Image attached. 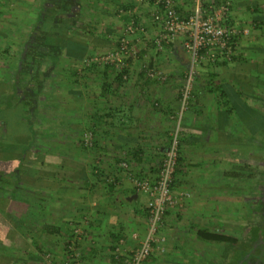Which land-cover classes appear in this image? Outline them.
Segmentation results:
<instances>
[{"label":"rangeland","instance_id":"1","mask_svg":"<svg viewBox=\"0 0 264 264\" xmlns=\"http://www.w3.org/2000/svg\"><path fill=\"white\" fill-rule=\"evenodd\" d=\"M136 1L139 3L138 0ZM24 2V0H0V110L4 109L6 103H9L8 101L11 99L12 101L23 103L30 122H34L36 131L41 133L37 136L36 144L26 153L27 158L30 159L39 154L44 156L45 162L56 161L60 164L61 160L59 157L63 154L74 153L78 155L81 197H83L84 201V198L88 199L86 193L89 186L85 180L89 179V174L93 176L96 170H109L105 163L110 162H106L109 155L102 152V149H104L103 142L105 132L107 130H95L93 126L88 125L90 112L87 104L90 100L89 95L92 94L93 96L95 93L99 92V89H104L105 85L108 83L105 81L102 85V79H100L99 82L98 79L96 81L93 79L89 81L88 74L96 73L102 77L103 72L106 70V66H112V64L105 63L102 58L117 49L118 38L121 34L125 33V24L122 21V17H114L113 20L115 22H112L111 19H105L107 21H105V27L115 30V37L113 38L114 45L104 52L88 54L83 51V45H86L95 34H103L101 32L99 33L95 28L92 30L96 22H94V18L88 17L92 11L90 12L87 6L89 5V8H91L97 3L95 4V2L92 1V4H88L87 1H82V5L85 7L83 9L81 7L79 11L76 9H68L65 11L68 12V14L64 13V16L58 15L61 12H53L52 14L54 15L52 17L45 18L44 15H39L40 12L32 11L34 9H39L38 0H30L25 4ZM205 2L209 1L196 0V4L204 9L207 16L211 17L219 7H213L211 4V6H207L208 8L204 7ZM139 4L144 5L145 3ZM25 5L31 7H25ZM76 5H74V8H77ZM132 5V17H134L137 23H142V18L138 14L140 13V5L137 4L136 6L135 3ZM242 10H244V8H242ZM244 11L245 14H240L242 17L241 20H237L234 17L231 25L240 30L235 55H238L239 48H241L239 46L242 45V42L245 47L246 44L251 43L248 46L249 48L244 51V55H248L250 61L243 65L245 69L240 66L243 68L242 70L246 71V78L250 80V85H247L248 83L244 82V79H242L243 73L239 74L235 79L234 83L236 84V88L234 83L231 82V84L237 89L236 92L242 91L243 94L255 92V98L248 96L244 97V95L243 101H246L245 103L248 104L251 109L259 113L264 110V26L262 28L255 27L253 20H251L253 17L248 19V10L245 9ZM33 13H38V16L33 17ZM29 14L31 15L30 17ZM254 18H257V20L262 19L256 16ZM44 21H46V24L50 22L52 25L58 26L56 29H58L60 33H53V36L48 37L47 34L49 30L47 29L45 31L43 27ZM46 24L44 23V26ZM142 24L146 28V31L150 28V23L147 24L143 22ZM65 36L66 38H63ZM149 36L147 32L128 35L132 49L130 52V59L133 58V62H130V65L133 67V65L138 64L139 66V68L131 69L129 73L131 74V79L132 75H136L138 69L141 71V68L144 67L140 64L141 59L150 56L154 57L157 54H163L167 59L169 58L168 55H173L167 66L172 68L170 70L173 72H177L175 75H172L171 79L170 75L164 71L165 64L163 66L160 64L157 66V70L162 71L163 78L152 79L150 81L154 89L157 85H171L172 88L169 86L166 89H173L172 98L170 97V105H168L167 109L169 112L165 110V114H161L163 119H161L160 129L157 130L156 127L153 131L149 129H138L132 132H134V134L138 133L143 139L157 137V141L161 143L160 148H162V152L158 150L160 154L159 163L164 159L168 151L170 136L173 137L175 134H178L179 136L182 135L187 138L183 141L181 146L182 157L184 159V172L179 175V180L181 182L178 187L175 188L176 192L174 193L181 199L182 206H176L174 208L176 212L174 214L171 213L165 219L162 234L166 237L167 247L166 251L162 254L165 255L169 249H172L171 239L176 236L175 240H177V237L180 238V244L183 245L185 249L188 248V250L191 249L189 248V241L192 239L194 241L192 243L193 248H201L203 251L205 249L209 251L221 250L224 259L227 261H230L233 256H240L241 258H248V261H252V264H264V241L256 244L247 242L253 232L250 229L246 231L243 224L246 223V218L244 219L242 215H239L242 209L251 207V204L252 206L260 204V193L264 189V131L258 132L255 135H250L251 142H255V145H253L256 146L255 149L247 148L248 145L244 144H240L241 146H238L239 148L232 149L230 146L227 147V145H225L227 144L226 141H223L224 143L221 141L218 142V139H226L225 135H232L238 139H241L242 136L249 135L248 131L244 130L243 122L246 120L245 116L242 117V114L239 115L236 112L230 116L228 121H225V124L229 126V130H221L215 127L209 128V124L204 128L200 126L203 120L206 119L208 122L209 119H212L209 114L208 106L213 105L212 107H217L218 105L216 102L212 103L215 101V98L210 95V91L207 90V87L212 88V85L218 81L216 78L212 81L209 75L210 72H213L214 69L218 67L209 59L197 62L193 61L194 59L185 48L186 36L184 34L178 35L176 40L168 44V46H163L164 48H162L161 51H155L158 48L153 45L149 46L152 43V37ZM58 41L62 43L63 47L61 50L63 55L61 57H54V49L46 51L47 54H41L45 51L40 48V46L42 47L44 43L50 44ZM76 43L82 44L79 46L78 50L81 57L78 63L71 62V48H73V45H76ZM145 45L150 47L151 50H148L149 48L146 47L145 53H142ZM134 60H138L137 63ZM179 62L184 63L179 64ZM43 63H45L46 66L43 65ZM186 63L192 65L188 67ZM177 65L182 66L181 68H175ZM146 66H148L147 68H154L148 64L145 65V67ZM191 69L194 70L191 79V90L196 91L199 98H197L192 104L193 106L188 109L187 105L183 104L182 97L179 98V92L188 85V74ZM112 70H114V72ZM112 70L110 75H116V71L118 70L116 68ZM165 74L169 76L165 77ZM137 83H139V81ZM137 85L141 84L139 83ZM109 87L111 90L114 89V86L112 87L111 84H108V89ZM13 89H15L14 93H12ZM117 90H119L118 86ZM154 100L156 101L158 99L155 97L148 99V101H151L150 104L152 109L155 107L154 109L160 108L163 110L167 107L161 102H159V105H156L153 102ZM171 115H173L174 118L170 119ZM189 125H192L193 129L185 131V129H187L186 127H189ZM263 127L264 124L262 125V129ZM1 131L3 133L6 130L3 127ZM115 132L116 131H112L114 135ZM193 133H195V136L189 135ZM90 142L92 143L90 144ZM216 142L220 145H217ZM107 149H109V146H107ZM27 160L28 159L21 162V165H24ZM124 163L127 165L124 166ZM114 164L120 166L119 168H121V170H119V173H126L133 184L136 178H140L141 173L136 170V166H140L143 162L137 165L135 162H130V160L120 157ZM45 179L46 181H54L53 178ZM39 183L38 181V184H36L38 190L32 193V202H34L32 207L34 208L31 209L29 217L25 218L23 222L19 221L20 223L26 222L24 227L17 226L15 228L21 233L31 235L33 239V248L35 249H39L40 245H43L45 239L43 235L44 232L41 228L45 229L42 223L46 222L42 221V219L44 218V220H46L48 219L46 217H53L50 213H46L44 209H41L43 206L41 207L39 202L41 197L43 201H45L46 197L54 199V190L47 191L46 188H44L45 185L43 186L44 189H41ZM254 190H256L255 193H257L255 199L253 197L255 195ZM133 192L137 193L135 189ZM141 195L143 200L149 199L147 193L143 192ZM249 199H251V202H248ZM50 201H48V204ZM4 207L8 208L9 204L0 200V209L3 215L7 216V214H11L12 217L16 216L18 218L24 215V213H22L24 210L21 211V208L17 209L15 205L11 206V208H14L15 213L7 212L3 209ZM256 209H258L257 206ZM9 210L10 209H8V211ZM84 210L85 208L82 207L81 211ZM172 211L173 210H171V212ZM48 212H52V210H48ZM82 215L84 216L87 214L82 213ZM82 218L87 220L86 217ZM252 220L250 226H264V219L261 213L257 211L254 212ZM186 224L190 229L189 231L187 230V232H189L188 235L185 233L182 234L181 231L179 232L176 230L178 227L179 229H184ZM82 228L81 224V229ZM201 228L235 235L238 238V242L234 245L204 242L195 238L197 230ZM5 231L6 226L0 223L1 238H3ZM191 231L193 232L190 233ZM13 233L14 230L12 234ZM81 234L85 235L83 232H81ZM192 234L193 236H191ZM187 236L191 237L188 238ZM261 237L264 238V233ZM261 237L258 239L259 241L262 240ZM197 240L199 241L195 242ZM9 246L8 241L6 242L3 240L0 242L1 255L8 252ZM78 246L80 247L82 245L80 244L77 245V247ZM177 246L178 245L174 246L173 249L177 248ZM191 251L195 254L194 250ZM191 251L189 250V253H191ZM239 254H243V256ZM53 255L52 253L46 258L48 261L47 264H61ZM73 258H77L80 262L81 259H83V255L76 256L74 254ZM71 261L72 257H68L67 264H70ZM239 261H241V259H239L238 262ZM241 263L242 262H239L238 264ZM230 264H232L231 261Z\"/></svg>","mask_w":264,"mask_h":264},{"label":"crops","instance_id":"2","mask_svg":"<svg viewBox=\"0 0 264 264\" xmlns=\"http://www.w3.org/2000/svg\"><path fill=\"white\" fill-rule=\"evenodd\" d=\"M24 1L25 4L30 0ZM82 1H87L88 4H92V1H94L95 4L97 3L91 8H89V5L87 6L89 11H92V13H90L91 15L89 14L88 17L94 18L93 20L96 22L93 25L92 30L95 28L99 33H103L99 35L95 34L93 38H89L90 40L86 43V45H83V47L81 46L83 51L88 54L101 53L106 49L113 47L115 30L105 27L107 22L105 19H111L112 22H115L113 20L114 17H122V21L124 24H126V21L129 19V13H133V11H131L133 3H135L136 6L137 4L140 5V13L138 14L142 18L141 22H146L147 24L150 23V28H148L146 31L150 35L149 37L154 39V37H156V35L161 30V26L153 21L151 14L153 6L151 4L141 5L136 0H38L39 9H34L32 11L38 13L40 12L39 15H44L45 18L52 17L54 15L52 14L53 12H61L58 15L64 16V13L68 14V12H65L68 9H76L78 11L81 10V7L83 9L85 6L82 5ZM233 1L236 3V6L232 10L231 14L233 17H235V19L241 20L242 17L240 14H245V9L248 10V19L251 17L254 18L255 14L260 11L261 13L258 14L259 17H264V0ZM175 3L178 10H180V12L185 16L192 14L197 8L200 7L196 4V0H175ZM256 4H258L260 8L258 12L254 10ZM29 5H25V7L28 6L30 8L31 6ZM74 5H76L77 8H74ZM242 8H244V10H242ZM38 13H33V17H37ZM30 16L31 15L29 14V17ZM251 20L253 19L251 18ZM44 23L46 24V21H44ZM44 23L43 27L45 28V31L47 29L49 30V33L47 34L48 37L53 36V33H60L59 30L56 29L58 26L52 25L50 22L44 26ZM63 38H66V36ZM250 44L251 43L246 44L245 47L242 42V45L239 46L241 47L239 48L238 53L240 56L239 59H247L246 61H250L248 55H244L245 49L249 48L248 46ZM80 45L82 44L76 43V45H73V48H71V62L78 63L79 59H81L80 53L78 52ZM152 45L153 44L151 43L149 46ZM146 47L149 48L148 50H151L150 47L145 45L142 53H145ZM40 48L45 51L41 53L42 55H44V53L47 54L46 51L51 49L55 50L54 57H61L63 55L61 52L63 47L60 41L50 44L44 43L42 47L40 46ZM162 48L164 47L158 48L155 51H161ZM168 57L169 58L167 59V57H164L163 54H157L154 57L150 56L141 59L140 64L144 67L148 64L155 69L158 68V65L161 64L163 66L165 64L164 71L168 73L172 79V75H175L177 71L173 72L170 70L172 68L167 66L173 55H168ZM137 61L135 62L137 63ZM183 63L184 62H179V64ZM238 64L239 63L226 64L214 70L216 73L221 75H227L228 73L230 76L236 79V77L241 74L238 72ZM43 65L46 66L45 63H43ZM191 65L192 64L190 63H186V66L188 67ZM129 66L130 69L139 68L138 64L133 65V67L131 65ZM181 66L177 65L175 68H181ZM168 74H165V77L169 76ZM130 75L131 74L126 75L124 82L119 84L115 80V75H110V72H108L107 75L103 72L102 77L96 73L88 74L89 81L92 79L96 81L98 79L99 82V80L102 79V85L106 81L108 84H111L112 87L114 86V89L111 90L110 87L108 89V84H106L104 89H99V92L95 93L93 96L90 94V100L87 103L90 112L88 125L93 126V129L95 130H107L105 132V138L103 142L104 149H102V152L109 155L108 158L106 157V162H110L105 163L109 170H96L93 176L89 174V179L85 180L89 184L86 193L88 195V199L84 198V201L83 197H81L79 157L74 153L63 154L61 157H59L61 160L60 164H58L56 161H49V165L40 166L39 178L22 174V182L26 181L27 184L36 186L39 181V186L41 189L46 188L47 191L52 189L54 190V199H49L46 197L45 201H43V198L41 197L39 202L41 207L43 206L41 209H44L46 213H50V215L53 217H46L48 218L46 220H44V218L42 219V221L46 222L42 223V226L45 227V229L41 228V230L44 232L43 235L45 239L43 241V245H40L39 249H35L33 248V239L31 235L21 233L15 229L20 225L19 221L12 218L10 214H7L8 216L3 215L0 211V223L6 226V232H4L3 238H1L2 236L0 234V242L3 240L6 242L8 241L10 245L6 254L1 255L0 252V264H16V262L17 264H47L48 261L46 258L52 253L54 254L53 256L56 257L57 261L61 262V264L68 263L69 254L67 253H72L71 257L74 254L76 256H80L82 254L83 259H81L78 264H115V262H113V257L115 248L117 246H120L122 252L124 253H131L140 246L141 241L144 239V237H146L148 232V220L146 214L144 213V207L146 208L149 199H142L141 192L137 191L134 184L129 180V176H127V174L124 172L119 173L121 168H119L120 166L115 165L114 162H117L120 157L122 159L130 160V162H135L137 165L140 162H143V164L140 166H136V170L141 173V176L150 178L157 176L156 169L158 168L157 165L160 161V154L158 150L162 152V148H160L161 143L157 141V137L143 139L138 135V133H136V135L132 131L138 129H149L153 131L156 127L157 130L160 129L159 126L161 125V119H163L161 114H165V110H167L168 105H170V97L173 94V89H166L169 86L171 87V85H157L154 89L153 85L150 84L151 80L145 75H141L140 69L136 71V75H132V79ZM242 79H244V82L246 83L250 81L247 80L245 72H243ZM138 81L141 85H137L139 84L137 83ZM247 85H250L249 82ZM117 86L119 90H117ZM14 91L15 89L12 90V93H14ZM235 95V100L233 102L235 112L239 115L242 114L248 116V118L244 120L243 124L244 130L248 131L249 135H245L246 137L242 136L243 139H238L232 135H225L226 139H218V142L226 141L227 144L225 145H227V147L230 146L232 149H234L235 146H241L240 144L248 145L247 148L255 149L256 146H253L255 145V142L253 143L250 140V135H252L250 133V124H252V122H250V117H253V115H256L258 112L251 109L248 104L245 103L246 101H243L240 98V95ZM247 96L255 98V92H249L248 94L245 93V97ZM151 97L158 99L153 101L156 105H159V102H161L167 107H165L163 110L160 108L154 109L155 107L152 109L150 104L151 101H148V99ZM215 102L216 101L212 103ZM212 106H208L209 114L211 115L212 119H209L208 122L206 119L203 120L202 123H200V126L204 128L209 124V128L215 127L221 130H229V126L225 124V109L219 106V104L217 107ZM258 114L264 116V110ZM170 117V119L174 118L173 115ZM254 123L256 122L253 121V124ZM186 128L187 129H185V131L193 129L192 125H189V127L187 126ZM112 131H116L115 135L112 133ZM263 131L264 127L262 132ZM216 144L220 145L217 142ZM107 146H109V149H107ZM1 153L3 152H0V159L3 161L6 159L13 160V158L10 159V154L8 157L4 158V153ZM12 156L15 157L13 154ZM126 165L127 164L124 163V166ZM1 176L2 175H0V178ZM7 178L11 181L9 184L13 186L17 177L13 175L12 177L7 176ZM45 178H53L54 181H46ZM44 185L45 187L43 188ZM11 186H9V190H7V196H4L3 191L0 190V200L7 202L10 207H8V209L11 211H15L14 208H11L12 205H15L16 207L18 205L21 207L24 206L26 208V203L14 198V192L11 190L12 188L10 189ZM134 189L137 191V193L133 192ZM175 192L176 191L174 189V193ZM48 201H50L49 204ZM30 205L31 201L28 206L30 207ZM82 207L85 208L84 211H81ZM48 210H52V212H48ZM171 210L173 211L170 212V214H174L176 212L174 208ZM82 213H86L87 215L83 216ZM170 214H168V216ZM239 215H242L244 219L246 218V223L243 224L244 226H248L252 224L254 209H252V207H247L242 209V212L239 213ZM82 217H86L87 220ZM25 223L26 222H24V225ZM81 224L83 227L82 229ZM186 226L184 229L181 227V229H179L178 227L176 230L179 232L181 231L182 234L185 233L188 235L189 232H187V230H190L188 228L189 224L187 227ZM13 230L14 233L12 234ZM81 232L85 233V235H82ZM192 232L193 231L190 233ZM191 236H193V234ZM191 236L187 237L190 238ZM175 237L171 239L172 249H169L165 255L155 251L145 262V264H230V261L233 264L238 262L239 259H241L239 262H242L241 264H243V257L241 258L240 256H233L231 257L230 261L225 260L221 250L209 251L205 249L203 251L201 248L195 249L192 247V243L194 242L192 239V241H189V248H191L189 250H194L195 254H193L192 251L189 253L188 248L185 249L183 245L180 244L181 239L177 237V240H175ZM195 238L197 237L195 236ZM198 241L199 240L195 242ZM80 244L82 246L77 247V245ZM175 244L178 246L177 248L173 249V247L176 246ZM239 255L243 256V254ZM72 260L74 261L73 258Z\"/></svg>","mask_w":264,"mask_h":264},{"label":"built area","instance_id":"3","mask_svg":"<svg viewBox=\"0 0 264 264\" xmlns=\"http://www.w3.org/2000/svg\"><path fill=\"white\" fill-rule=\"evenodd\" d=\"M138 1L153 6L151 13L153 21L161 26L160 32L153 39L156 47L161 48L164 44H170L178 35L184 34L186 36L185 48L195 62L209 59L216 63L217 60L221 61L225 58L230 60L234 54V45L237 43L233 42V37L238 35L240 30L226 20L229 10L228 1L222 4L211 17L207 16L202 7L185 16L178 11L174 0ZM124 31L117 49L102 58L105 63L114 65L118 70L128 64L127 59L131 55L132 49L128 35L145 33L146 28L142 23H137L132 17V13H129ZM146 71L152 79L163 78L162 71L155 68H146ZM193 74L194 70L191 69L188 74V85L181 90V99L187 107L192 92L191 79ZM178 151L179 139L178 134H175L157 176L134 180L137 191L149 195L146 206L148 209V232L140 246L131 253H124L121 247L117 246L114 251V256L117 259L115 264H145L155 251L161 254L166 251L167 240L162 234L165 225V213L176 206H182L181 199L174 194L171 186L177 165ZM78 262V259L74 258V263L78 264Z\"/></svg>","mask_w":264,"mask_h":264},{"label":"trees","instance_id":"4","mask_svg":"<svg viewBox=\"0 0 264 264\" xmlns=\"http://www.w3.org/2000/svg\"><path fill=\"white\" fill-rule=\"evenodd\" d=\"M227 1L229 2V10L227 13L226 20L228 23H233L234 17L232 16L231 12L236 6V3L233 0H210L209 2H205L204 7L211 6V5L213 7H220L222 4L226 3ZM259 9H260L259 5L256 4L254 7V10H256L258 12ZM260 13H261V11L256 13L255 16L259 17L258 14H260ZM260 18H262V19L257 20V18H253V22H254L255 27L262 28L264 26V19H263V17H260ZM121 36H122V34L118 38L117 47L119 46V41H120ZM239 36H240L239 34L234 35L233 42L237 43ZM152 44L156 47L155 43L153 42V39H152ZM164 46H168V44H164ZM234 50H235V52L232 55L230 60H228L226 58L224 60H221V61L217 60L214 65L219 67V65L222 66V65H226V64L239 63L237 65L238 72L239 73H243V72L246 73V71H244L242 69L244 68L243 65L248 63V61H246L247 59L242 60V59H239V57H240L239 54L235 55L236 50H237V44L234 45ZM132 60H133V58L130 59V57H129L127 59L129 64L124 66L121 70L117 69L118 71H116L115 80L119 84H122L124 82V78L126 77V75H129V73L131 71L129 65H130V62H132ZM240 66H242L243 68H241ZM147 67L141 68L140 73H141V75H145L150 80H152V78H150L147 75V71H146ZM114 68H116L114 65H112V66L108 65V66H106V70L104 73H106V75H107V72H111V70ZM112 71L114 72V70H112ZM209 75L211 76L212 81L215 78L218 81L215 84L212 81H210L214 85H212L213 86L212 88L207 87V90H209L210 95H212L215 98L216 103H218L221 107H223L225 109L226 121H227L230 119V116L235 113V109H234V105H233V102L235 100L234 96H236L235 94L240 95V98L242 100L244 99L245 94H243L242 91L236 92V90H237V89H235L236 84L234 83L235 79L232 76H230V74L227 73V75H224V74L221 75L219 73H216L214 70L213 72H210ZM231 82L234 83L235 88L232 86L233 84H231ZM248 82L250 84V81H248ZM179 98H181V91L179 92ZM197 98H199V97L197 96L196 91H192L191 96L189 98L188 109L193 106L192 104L194 103V101H196ZM8 102L9 103H6V107L4 109L0 110V152L4 153V155H3L4 158L8 157V155L10 154L9 155L10 159L13 158V160L12 161L7 160V159L5 161L0 160V175H2L0 178V190L3 191L4 196H7V190H9V186H11V184H9V182H11V181H10V179L8 180L7 176L12 177L13 175H15L17 177L15 179L13 186H11L10 189L12 188L11 190H13V192H14V194H13L14 198H17L18 200H21L24 203H26L27 207L25 208L24 206L21 207L18 205L16 207L17 209L21 208V211L24 210L22 212V213H24L23 217H19V218L16 216H14V217L11 216V217L16 219L17 221L23 222L25 218L29 217L31 209L34 208V207H32L33 203H34V202H32L33 201L32 200V193L36 192V190H38V188L35 185L27 184L26 181L22 182L21 181V175L25 174V175H29V176L39 178V173H40L39 167L42 165L43 166L49 165L50 163L45 162L44 156H41L39 154L37 156H34L33 158L31 157L30 159L26 157V153L29 151V149L32 146H34L36 144L37 136L41 133L36 131L35 123L30 122L29 116H28V114H26L27 111H26L23 103H20L18 101H12V99ZM16 105H17V107H16ZM244 116H245V118H248L247 115H242V117H244ZM3 121H6V122H3ZM253 121H255L256 123L253 124ZM250 122H252V124H250V127H251L250 133L252 135H255L258 132H262V130H263L262 125L264 124V116L263 115H260L258 113L256 115H253V117H250ZM3 127L5 128L6 131L2 133L1 130ZM189 135L195 136V133L189 134ZM188 137H190V136H188ZM178 138H179V151H178L177 165L175 168L173 182L171 185L173 190L176 187H178L179 183L181 182L179 180V175H181L184 172L183 171L184 159L182 157L181 146L183 144V141L186 140L187 138L183 137L182 135H180V136L178 135ZM171 141H172V136H170L169 146L171 144ZM234 148H239V147L235 146ZM3 153H1V154H3ZM12 154L15 155V157L12 156ZM26 159H28V160L25 161L24 165H21L22 164L21 162H24V160H26ZM163 161H164V159L161 160V162L157 166L158 167L156 169L157 173L160 170V167H161ZM35 167H36V169H35ZM140 178H142L141 175H140ZM30 201H31L32 206L30 205V207H29L28 204H30ZM3 209L6 210L7 212L15 213L14 211H11V210L8 211V208H6V207H4ZM0 211L2 212L1 209H0ZM170 212H171V209L166 211L165 219L168 216V214H170ZM144 213L146 214V216L148 215V209L145 207H144ZM19 224L20 225L18 227H22V228L24 227V223L19 222ZM245 228H246V231L250 229L253 232L252 233L253 235L252 234L250 235V238L248 239L247 242H249V243H261L264 241V238L261 237L262 234L264 233L263 227H260V226L252 227L250 225H248V226L246 225ZM196 236H197V238H199L200 240H202L204 242L223 243L225 245H234L238 242V238L235 235L220 233L217 231H211V230H208L205 228L198 229L196 232ZM260 237L262 238L261 241L258 240ZM67 254H69V258H70L72 253H67ZM72 258H73V256H72ZM116 260L117 259L114 256L113 262H117ZM237 263L238 262H236L234 264H237ZM70 264H75V263L72 260ZM243 264H250L248 261V258H246V257L243 258Z\"/></svg>","mask_w":264,"mask_h":264},{"label":"flooded vegetation","instance_id":"5","mask_svg":"<svg viewBox=\"0 0 264 264\" xmlns=\"http://www.w3.org/2000/svg\"><path fill=\"white\" fill-rule=\"evenodd\" d=\"M256 192V190H254V193ZM253 196V195H252ZM257 193H255V195L253 196L254 199L256 198ZM249 202H251V199H249ZM260 204L258 205H254L252 206V204L250 205L252 207V209L254 208V212H259L261 213V215L263 216L264 219V189L263 191L260 193V199H259ZM256 206L258 207V209H256ZM264 225V224H263ZM264 227V226H263ZM250 264H252V261H249ZM256 264V263H254Z\"/></svg>","mask_w":264,"mask_h":264}]
</instances>
